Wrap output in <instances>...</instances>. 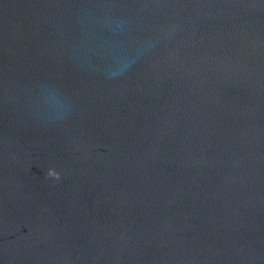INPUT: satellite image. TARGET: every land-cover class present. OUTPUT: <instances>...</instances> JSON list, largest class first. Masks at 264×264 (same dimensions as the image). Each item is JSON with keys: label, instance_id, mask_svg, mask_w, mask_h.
Listing matches in <instances>:
<instances>
[{"label": "water", "instance_id": "obj_1", "mask_svg": "<svg viewBox=\"0 0 264 264\" xmlns=\"http://www.w3.org/2000/svg\"><path fill=\"white\" fill-rule=\"evenodd\" d=\"M0 264H264V0H0Z\"/></svg>", "mask_w": 264, "mask_h": 264}, {"label": "clouds", "instance_id": "obj_2", "mask_svg": "<svg viewBox=\"0 0 264 264\" xmlns=\"http://www.w3.org/2000/svg\"><path fill=\"white\" fill-rule=\"evenodd\" d=\"M46 175L47 177L55 178L57 180L60 179V173L55 171L54 169H49Z\"/></svg>", "mask_w": 264, "mask_h": 264}]
</instances>
